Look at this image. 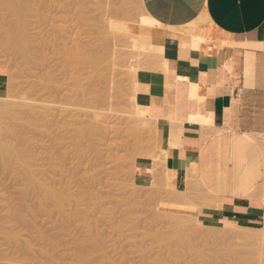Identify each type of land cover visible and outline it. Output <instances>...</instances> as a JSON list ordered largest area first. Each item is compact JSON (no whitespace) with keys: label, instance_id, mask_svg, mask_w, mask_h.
I'll return each mask as SVG.
<instances>
[{"label":"rangeland","instance_id":"obj_1","mask_svg":"<svg viewBox=\"0 0 264 264\" xmlns=\"http://www.w3.org/2000/svg\"><path fill=\"white\" fill-rule=\"evenodd\" d=\"M118 1L123 2V0H33L32 4L36 5V8L27 12L24 25L26 28L22 29L23 25L20 26L24 32L21 33L20 27L16 28L24 35L25 45L31 47L30 49L28 47L30 53L23 55L29 58L22 60L21 53L17 51L13 53L14 49L6 39L8 26L14 24L15 28L17 24L15 14L5 6L6 0H0V73L5 75L0 97H7V94L12 98L16 97L11 99L12 102L22 96L23 99L26 97L25 102L30 100L32 103L31 105L29 102L28 107L22 98V105L20 100H17L20 105L12 103L13 110L8 111L9 113L13 111L10 117H13L14 113L17 115L14 114L16 115L14 119L11 118L9 124L6 123L0 128L1 134L4 133L6 137L9 136L6 132L10 130V126L13 127V130H10L11 133L13 131V137L10 135L12 144L10 136L0 138L2 140L8 138L12 148L16 146L15 141L18 142L16 149L24 150L21 149V152L23 151V155L26 154L23 156L27 160L26 166H29L37 180L56 189L62 188L64 194L67 193V197L64 195L65 202L63 201L60 207L54 200L48 199L50 198L48 195L47 199L51 202L48 200L43 202L46 193L33 190L25 175V163H21L19 159L17 162L14 157L12 160L14 158L16 162L9 159L5 163H8L6 166L0 161L1 165H4H0V264H156V260H162L161 264H264L262 245L260 250L251 247V250L256 249L254 251L256 254L253 253L257 258H253L252 251L249 252L247 248H243L248 250L247 253L244 250L243 255V252L240 253L242 250L240 245L238 248L235 247L236 240H241L242 237L235 238L230 234L246 236L243 231L237 232L231 228L226 236L221 230L215 232L214 226L207 228L195 217L197 208L209 203L212 196L201 186L205 184L199 175L198 164L192 163L187 168L184 175L185 187L182 189L177 187V173L164 167L167 153L161 149L158 151L153 143L156 142L155 138L153 139L156 121L147 116L146 109L143 111L144 107L141 109V106L134 103L135 100L132 102L133 98L130 96L135 84L133 78L137 76L134 69L133 73L131 72V68L139 66L138 63L132 61L126 64V69L127 67L131 69L127 73L124 67L113 73L112 66L107 67L106 63L105 67L103 64V68L99 69L101 63L96 69L100 71L95 74L87 64L65 60L77 46L89 54L94 51V55H91L97 54L95 57L98 59L100 56L103 61L106 55L108 57L110 48H113V52L121 51L118 53L122 55L127 51L122 50L121 45L128 41L127 36L122 34V31L125 33L124 30L121 31L122 23L119 27L114 25V21L116 20L118 25V22H121L119 17H122L121 14L116 15L117 9L123 8L121 5L118 6ZM126 1L128 3L126 8H129L124 9L129 11L124 12L131 10L133 15L139 12L140 15L138 14L136 19L141 18V14L144 15L143 18L145 17L143 11L141 12V0ZM110 18L111 21L115 19L112 25L116 28L114 32L117 28H121L118 29L121 32L116 31L119 34L115 33L118 36L114 37L111 27L106 25H102L104 26L102 31L105 28L106 33L114 35L113 38L110 35V38L105 36L109 33L101 36L102 28H99V23L103 24L104 21L112 24ZM140 20L135 21L141 22ZM200 20L204 28L210 26L204 16H201ZM105 22L104 24L108 23ZM108 26L111 25L108 23ZM107 28L111 29V32ZM206 28L195 34L206 32ZM181 32L184 33L182 30L177 33ZM184 34L182 35L185 38L176 33L173 35V32L169 36L182 40L195 37L194 34L191 37L187 35L186 38ZM105 37L107 42L104 41ZM19 40L22 41L21 38ZM7 45L12 51L7 49ZM106 47H110L109 50ZM138 49L131 48L123 56L127 57L129 54L132 60L140 59L144 54L139 53ZM159 57H163V60L158 58L159 67L167 69V60L163 55ZM140 60L137 61L145 65L143 62L145 59ZM131 73L134 77L130 76ZM126 88L132 91L129 89L126 91ZM112 92L113 95L115 93L117 95L105 100L107 96L104 94L110 95ZM95 93H101L104 102L93 101ZM8 105L10 107V104ZM25 105L36 109L34 108L32 113ZM0 112L3 113L2 117L0 116L1 121L6 113L4 109ZM95 112L101 114L97 115ZM17 116L21 117L19 121L16 120ZM13 120L19 123H14ZM28 121L34 122L35 125L32 127ZM91 124L99 129L97 134V129L96 132H91L92 134L88 132L87 128L92 126ZM5 126L4 131L2 128ZM80 129L85 130L86 134L83 140L78 142L75 134ZM141 132H146L144 134L148 136L139 134ZM1 142L3 141L0 140ZM78 148L82 153H78ZM139 157L151 158L154 161L153 180L147 187L139 186L134 181V167ZM254 170L257 179V170L256 168ZM237 190L246 191L248 188L241 185ZM167 212H170L172 217ZM209 227L212 229L210 233L214 231L210 235ZM180 228L182 232L179 231ZM183 229H187L184 232L188 233H184ZM190 236L196 239L191 240ZM209 236L212 238L211 242ZM257 237L254 239L258 241ZM159 238H162V241ZM178 240L180 244H176ZM187 242L189 243L186 244ZM258 245L255 247H259ZM170 246H173V251L172 249L170 251ZM80 247L82 249L87 247V250L91 251L87 261L82 259ZM177 248H180L181 252ZM170 254L173 255V259ZM176 254L180 255L176 257ZM197 255H200L199 260ZM247 255L248 259L245 258Z\"/></svg>","mask_w":264,"mask_h":264},{"label":"crops","instance_id":"obj_2","mask_svg":"<svg viewBox=\"0 0 264 264\" xmlns=\"http://www.w3.org/2000/svg\"><path fill=\"white\" fill-rule=\"evenodd\" d=\"M141 1L145 10L165 25L182 27L206 15L225 33L223 45L167 37L163 47L167 69L138 72L136 101L157 122L156 148L166 151L164 167L177 173L179 189L185 187L187 168L192 163L198 164L205 184L201 186L211 194L212 200L200 205L195 217L206 226L226 222L243 232H261L264 227V196H261L264 188H261L264 186V0ZM4 84L5 75L0 73V92ZM176 119V123H183L180 129L174 124ZM172 121L175 129L178 128L176 132L182 130L181 137L173 136L175 142L170 135L172 132L176 135L170 130L174 128L170 126ZM171 143H176V147ZM235 162L243 169L256 168L255 186L246 191L237 190L235 183L222 181L224 172L238 167ZM153 168V159L137 158L135 183L150 186Z\"/></svg>","mask_w":264,"mask_h":264},{"label":"bare ground","instance_id":"obj_3","mask_svg":"<svg viewBox=\"0 0 264 264\" xmlns=\"http://www.w3.org/2000/svg\"><path fill=\"white\" fill-rule=\"evenodd\" d=\"M32 1L33 0H6V7L9 9V11H10V9H11V11L13 12V14H15V17H16V22H15V24L17 25H15V28H14V24H12V26H8V29H7V27H6V29H7V32H6V39H7V43L11 46V48L12 49H14L13 51L12 50H9V45H7V49L9 50V51H12L13 53L14 52H16L17 51V53H21L20 55H22V57H21V59L23 60H25V59H28L29 57L27 56L28 55V47H29V49L31 48L30 47V45L27 47V45H25V42H23V36L24 35H22L21 33L22 32H24V30H22V29H24V28H26V27H24V25H26V14H27V12H29L30 10H32V9H34V8H36V5H33L32 4ZM121 1V0H120ZM124 1H125V3H124ZM172 1V0H171ZM176 1V0H175ZM191 1V0H190ZM118 3H119V5L118 6H122L123 8H120V10H122V12H123V14H122V12L119 10V9H117V11H116V15L118 14L119 16H120V14L122 15V17H119V19H121V22L119 21L117 24L118 25H116V20L114 21V20H112L111 21V18H113V17H111L110 18V20L109 21H111L112 22V24H110V22H108L109 23V25H111V26H108V23L107 22H105V23H107V24H104V22H103V24H102V22L101 23H99L100 24V26H99V28L101 27H104V26H102V25H106L107 27H111V29H112V33L114 32V30L116 29V28H114V26L112 27V25L114 24L115 25V27H119V25H120V23H122L120 26H122L120 29H121V31L122 30H124V32L125 33H123V31H122V34H125L126 36H127V39L126 40H128V41H126V42H124L123 44H121L122 45V50H129V49H131V48H135L136 49V47L137 48H139L138 49V51H139V53H142V54H144L142 57H143V59H145L146 60V62H145V60L143 61L144 62V64L145 65H143L142 64V62H139V61H137V60H140V61H142L143 59H142V57H140V59H136V60H132V57H130L129 56V54H128V56L127 57H125V56H123L124 54H126V52L122 55V54H119L118 52H121V51H116V52H113V48L111 49L110 47H106L107 49L108 48H110V51L108 52V57H106L105 56V54H104V56L106 57V59H105V57H104V61H103V59L101 60L100 58V56H99V58L98 59H100V60H98L95 56H97V54L95 55V56H93L94 54H93V52L94 51H92V53L91 54H93V55H91V54H89V53H87V52H85L86 50H82L81 48H79L78 46V48L76 49H74V51H72V52H70V54L67 56L68 58H66L65 60H67V62H72V61H77V62H81V63H83V64H87L88 66H90L91 67V69L92 70H94V71H92V72H94L95 74H96V72L99 70V69H101V67L103 68V64H104V67H105V65L106 64H108L107 65V67H111L112 68V70H113V73L114 72H116L117 70H118V68L119 69H121V68H123L124 67V69H126V64H128V63H130V62H132V61H136L135 62V64L136 63H138L137 65H139V66H136L135 64V66H136V68H134L135 66H132V71H131V69L130 68H128L127 67V69H126V73H127V71H131L132 73H133V69L135 70L134 72H136V73H134L135 75H137L138 76V72L140 71V70H142V69H152V71H154V68H159L160 69V67H159V60L161 59V60H163L162 58H160L159 56H162L163 55V47H164V41H165V39L167 38V37H170L171 35H172V32H173V35H174V33H176L177 35H180V36H182V37H184L182 34H184V33H186V34H184L185 36H186V38L188 37L187 35H189V37H191L192 35H194L196 32H199V31H202V30H205V28H206V26H205V28L201 25L203 22L201 21V20H203V19H201L200 20V18L199 19H197L196 21H194V22H192V23H190L189 25H186V26H182V27H174V26H168V25H165V24H163V23H159V21L158 20H156L155 18H153L146 10H145V8H144V6H143V4H142V9H141V12L143 13V14H145V17L143 18L142 16H144V15H142L141 14V18L140 17H137V19H136V16L139 14V12H136V13H138L137 15H135V13H134V15H133V13H131L132 11L130 10V12H124V10L125 11H129V10H126V9H128V8H126L127 7V5H128V3H127V1L126 0H123V2L121 3V2H119L118 1ZM138 3V2H137ZM171 3V2H170ZM236 3V2H235ZM123 4H124V6H123ZM126 4V5H125ZM224 4V3H223ZM230 4V3H229ZM163 5V4H162ZM168 5V4H167ZM167 5H165V6H167ZM190 5V4H189ZM192 5V4H191ZM118 6H117V8H118ZM120 6V7H121ZM139 6V5H138ZM236 6V5H235ZM163 7H164V5H163ZM186 7V6H185ZM232 7V6H231ZM124 8H126V9H124ZM233 8V7H232ZM235 8V7H234ZM133 9V8H132ZM228 9V8H227ZM118 10H119V13H118ZM135 10V9H134ZM134 10H133V12H134ZM222 10V9H221ZM239 10V9H238ZM10 11V12H11ZM139 11V10H138ZM219 11V10H218ZM228 11V10H227ZM234 11H235V9H234ZM140 12V13H141ZM223 12H225V11H223ZM128 15H127V14ZM129 13H130V15L132 14V16H130L129 15ZM180 13V12H179ZM178 13V14H179ZM183 12H181V14H182ZM240 13V12H239ZM140 15V14H139ZM237 15V14H236ZM133 16H134V19H133ZM176 16H178V15H176ZM205 18H206V20L208 21V23H209V27L208 28H206V32H203V33H197V34H195L194 36L195 37H193V38H189L190 40H193V41H200V42H204V43H215V44H217V45H223L226 41L223 39V35L222 34H224L225 35V33H223L219 28H217L216 27V25L212 22V20L210 19V17L209 16H206V15H203ZM234 15H232V17H233ZM241 16V15H240ZM141 20H140V19ZM177 18V17H176ZM142 19H144L143 21V23H141L142 22ZM135 20H137V21H141V22H137V21H135ZM146 20V21H145ZM177 20V19H176ZM113 21H114V23H113ZM135 21V22H134ZM201 21V22H200ZM153 23V24H152ZM201 23V24H200ZM173 24V23H172ZM239 24V23H238ZM22 25H23V28L21 29V27H22ZM152 25H154L155 27H153ZM200 25L202 26V28L200 27ZM204 25V24H203ZM21 26V27H20ZM105 26V27H106ZM151 26H152V28H151ZM19 28L20 27V31H21V33L19 32V30H18V32H17V30H16V28ZM10 28V29H9ZM109 28H107V29H109ZM201 28V29H200ZM204 28V29H203ZM3 29V28H2ZM107 29H106V31H107ZM111 29H109V31L111 32ZM118 29L119 28H117V30L116 31H118ZM119 29V30H120ZM4 30H5V27H4ZM103 30V28L102 29H100V31H101V36L102 35H105V28H104V31H102ZM172 30V31H171ZM176 30V32H174ZM183 31L184 33H182L181 32V34H178L177 32L179 31ZM6 31V30H5ZM116 31L114 32V35L112 34V36H114V37H116V36H118V35H116V34H119V33H116ZM121 31H118V32H121ZM103 32H104V34H103ZM169 32V33H168ZM20 33V35H18ZM107 33H109V32H107ZM106 33V34H107ZM116 33V34H115ZM264 33V32H263ZM111 33H109L108 35H105V36H108L109 37V35H110ZM171 34V35H170ZM261 34V33H260ZM170 35V36H169ZM258 35V34H257ZM19 36H21V37H19ZM111 36V35H110ZM111 36V38H113ZM154 36H155V38H154ZM19 38H21L22 39V41L21 40H19ZM106 38V37H105ZM110 38V37H109ZM163 38H165V39H163ZM185 38V37H184ZM247 39V38H246ZM102 40H103V38H102ZM106 40V42H107V38L106 39H104V41ZM108 41H109V39H108ZM6 43V44H7ZM248 43H250V42H248ZM208 45V44H207ZM209 46V45H208ZM253 46V45H252ZM202 47V46H201ZM220 47H222L223 48V46H220ZM10 48V49H11ZM210 48V47H209ZM213 48H214V46H213ZM90 49V51H91V48H89ZM88 49V50H89ZM93 49V48H92ZM142 49H144V50H142ZM109 50V49H108ZM115 50V49H114ZM212 50V49H211ZM105 51V50H104ZM200 51H201V49H200ZM89 52V51H88ZM209 52V51H208ZM216 52V51H215ZM16 53V55H17V57L19 58V55ZM27 53V57L25 58V57H23V55L25 56V54ZM30 53V52H29ZM95 53H98V52H96L95 51ZM128 53V52H127ZM30 55V54H29ZM98 55H101V54H99L98 53ZM209 55V54H208ZM140 56V55H139ZM102 57V58H103ZM157 57V58H156ZM158 58H160V59H158ZM21 60V61H22ZM102 61V62H101ZM227 61V60H226ZM225 61V62H226ZM24 62V61H23ZM230 62V61H229ZM102 63V65H100V67L98 66L99 64H101ZM106 63V64H105ZM139 63H141V64H139ZM159 63V64H158ZM141 65H143V67H140ZM229 66V65H228ZM231 66V65H230ZM230 66H229V68H230ZM99 67V69L96 71V69ZM129 67H131V66H129ZM170 67V66H169ZM231 69V68H230ZM155 70H157V69H155ZM100 71V70H99ZM125 71V70H124ZM231 71V70H230ZM98 73V72H97ZM131 73V77L133 76L134 77V74H132ZM239 75V74H238ZM137 76H135L133 79H134V81H135V84H133L134 82H132V84H133V91L131 92L130 91V88H128L129 89V91L132 93L130 96H132V98H133V100H132V102L135 100V102L134 103H137V101H136V94H137ZM130 79V78H129ZM132 79V80H133ZM166 79V78H165ZM131 84V85H132ZM146 85V84H145ZM8 86H9V84H8ZM129 87V86H128ZM124 88V87H123ZM150 88V87H149ZM127 89V88H126ZM125 89V90H126ZM128 89L126 90V91H128ZM146 89V88H145ZM124 90V92H126ZM9 91V90H8ZM123 91V90H122ZM243 91V90H242ZM1 93V92H0ZM115 93V92H114ZM122 93V92H121ZM96 94H98V95H96ZM100 94L101 93H95V95L92 97V100L93 101H97V102H99L100 100H103V98H101L102 96H100ZM104 95H106L107 97L105 98V100L107 99V98H114L115 97V95H117V93H115L114 95H113V92L112 93H110V95L108 94H104ZM104 95H103V97H104ZM124 95V94H123ZM9 96H11V95H9ZM8 96V94H7V97H0V100L2 101H0V110H3L4 109V111H5V116H4V118H3V120L5 121V123H3L4 121L1 119V121H0V128L1 127H3V125L4 124H6V123H8L10 120L12 121V119H14L13 117H15L17 114L16 113H14V114H16V115H14L13 114V117H10V116H12V113H13V111H11V113H9L8 111L11 109V105H13L14 104V102H16L17 103V100H13L12 102H11V99H15V98H12V96H11V98ZM9 98H10V100H9ZM21 98H22V96H21ZM21 98L19 99L20 101H21ZM25 99H26V97H24ZM9 101H8V100ZM23 99V98H22ZM25 99H23L24 100V102H25ZM18 100V101H19ZM22 100V101H23ZM28 100H29V98H28ZM91 100V101H92ZM239 100V99H238ZM8 101V102H7ZM22 101L20 102L21 103V105H22ZM92 101V102H93ZM11 102V103H10ZM27 102V103H26ZM26 102L24 103V104H26L28 107H30V105L28 104L29 102H30V100L29 101H27L26 100ZM101 102V101H100ZM103 102H104V100H103ZM131 102V103H132ZM13 103V104H12ZM14 104V105H17V104ZM20 103L18 104V105H20ZM34 103V102H33ZM8 104H10V107H9V105ZM30 104L32 105V103L30 102ZM95 104H96V102H95ZM102 104V103H101ZM138 104V103H137ZM6 105V106H5ZM25 105V107L27 108V109H31V112L33 111L34 112V110L36 109L35 107V104H33V106H35L34 108H28L27 106ZM1 106H2V109H1ZM33 106H31V107H33ZM98 106V105H97ZM8 107V108H7ZM23 107H24V105H23ZM141 109H143L142 107H140ZM6 109H8L7 110V112H6ZM33 109V110H32ZM11 110H13V109H11ZM117 110H120V109H118L117 108ZM29 111V110H28ZM121 111V110H120ZM143 111H145V108H144V110ZM2 112V111H1ZM1 112H0V114H1ZM15 112V111H14ZM32 112V113H33ZM131 112V111H130ZM145 112H147V111H145ZM144 112V113H145ZM97 115H100L101 114V112H95ZM3 114V113H2ZM2 114L0 115L1 117H2ZM8 114H11V115H8ZM7 115H8V117H10L9 119H8V117H7ZM177 115V114H176ZM179 116V115H178ZM110 117H112V116H110ZM180 117V116H179ZM7 118V119H6ZM12 118V119H11ZM19 118H21V117H19ZM19 118H18V116L16 117V120H18L19 121ZM179 119V118H178ZM7 120V121H6ZM16 120H13L14 121V123H16L17 121ZM3 121V122H2ZM131 121V120H130ZM183 121H185V120H183ZM182 121V122H183ZM3 124H2V123ZM28 122H30V125L33 127L35 124H34V122H31V121H28ZM133 122V121H132ZM177 122V119H176V121H175V125L176 126H178V128L179 127H181L180 125L181 124H183V123H176ZM211 122V121H210ZM13 123V124H14ZM19 122H17V124H18ZM157 123V122H156ZM212 123V122H211ZM210 123V124H211ZM9 124V123H8ZM7 124V126H9ZM29 124V123H28ZM27 124V125H28ZM173 124V121L171 122V124H170V126L171 125H174ZM202 124H204V123H202ZM205 124H206V122H205ZM92 125V124H91ZM175 125H174V128H172V129H170L171 131H177L178 130V128L177 129H175ZM213 125V124H212ZM29 126V125H28ZM30 126V127H31ZM94 126V127H93ZM129 126H130V124H129ZM11 127L12 126H10V130H13V127H12V129H11ZM96 126L95 125H92V126H90V127H88L87 128V130H88V132L89 133H91V132H96V129H97V132H96V134L98 133V128H95ZM131 127V126H130ZM133 128L135 127V126H132ZM156 124H155V126L153 127V129L155 128V130H156ZM173 127V126H172ZM6 128V126L4 127V128H2V130H4ZM8 128H7V130H8ZM201 128V127H200ZM219 128V127H218ZM130 129V128H129ZM174 129V130H173ZM180 129V128H179ZM191 129V128H190ZM193 129V128H192ZM6 130V129H5ZM4 130V131H5ZM10 130H8L6 133L8 134L9 133V136L11 135L12 136V134H13V131H12V133L10 132ZM103 130V129H102ZM105 130V129H104ZM134 130H137L136 128H134ZM133 130V131H134ZM184 130V129H183ZM205 130H207V129H205ZM211 130V129H210ZM215 129H213V131H214ZM0 131H1V129H0ZM3 131V132H4ZM131 131H132V128H131ZM132 131V132H133ZM181 131L182 130H179L178 132H176V135H174V133L172 132V133H170V135L172 136V138H173V140H171L172 142H175V138L173 137V136H175V137H179V135H180V137H181V135H182V133H181ZM16 132V131H15ZM15 132H14V134H15ZM105 132V131H104ZM104 132H102V134L104 133ZM136 132V131H135ZM138 132H140V131H138ZM149 132H151V131H149ZM179 132H180V134H179ZM216 132V131H215ZM144 133H146V132H144ZM143 132H141V133H139V134H144ZM166 133V132H165ZM184 133V132H183ZM0 134H1V132H0ZM6 134V135H7ZM85 134H86V132H85V130H83V129H80V130H77V132H76V134H75V139L79 142V141H81V140H83V138L85 137ZM92 134V133H91ZM94 134V133H93ZM134 134V133H133ZM137 134V133H136ZM149 134V133H148ZM202 134V133H201ZM203 134H205V133H203ZM5 135V136H6ZM95 135V134H94ZM145 136H148V135H146V134H144ZM2 136V138L4 137V133H2L1 135H0V137ZM9 136L7 135L6 137H8L9 138ZM10 136V137H11ZM140 136V135H139ZM142 136V135H141ZM149 136H151V135H149ZM6 137H4V138H6ZM13 137V136H12ZM12 137L11 138H9V140L11 141V144H12ZM8 138L7 139H1L0 138V140L1 141H3V142H1L0 143V161L3 163L4 162V165L6 166V165H8V163L7 164H5L6 162H7V160L9 161V159L11 160V161H13L14 160V158L17 160V162H19L18 161V159L20 160V162L21 163H25L24 164V169H25V175L27 176V178L29 179V181H30V183H31V185H32V188H33V190L34 191H36V192H45L46 193V199L44 198V201L43 202H47V200L48 199H52V200H54V203L56 204V205H61L62 204V202L64 201V195H66L65 197H67V193L65 192V194H64V189H56V187L55 188H53V187H50V185H48L47 183H44V182H41V181H39V180H37L34 176H33V174H32V172H31V169L29 168V166H26L27 164H26V161L27 160H25V158L23 157L24 155H26V154H22V152L24 151L22 148V152H21V149H16V146H17V144H18V142L17 141H15V143H14V145H16L14 148H12L10 145V143H9V140H8ZM143 138L145 139V137L143 136ZM151 138V137H150ZM155 137H153V139H154ZM138 139V138H137ZM149 139V138H148ZM153 139L151 140V142L153 141ZM177 139V138H176ZM208 139H209V137H208ZM150 140V139H149ZM141 141V140H140ZM144 141V140H143ZM170 141V142H171ZM176 141H179V140H176ZM20 142V141H19ZM142 142V141H141ZM141 142H140V144H141ZM147 142V141H146ZM153 143H155V145H156V142H153ZM139 144V143H138ZM146 144V143H145ZM144 144V145H145ZM169 144V143H168ZM172 145H176V143H171ZM143 145V146H144ZM140 146V145H139ZM19 147V146H18ZM176 147V146H175ZM178 147V146H177ZM20 148V147H19ZM143 148V147H142ZM179 148V147H178ZM78 153H82V151H81V149L80 148H78ZM25 153V152H24ZM182 153V152H181ZM173 154V153H172ZM184 153H182V155H183ZM171 155V154H170ZM179 155V154H178ZM207 155V154H206ZM12 157H14L13 158V160H12ZM26 157V156H25ZM172 158V157H171ZM180 158V157H179ZM186 158V157H185ZM233 158H235V160H236V157H233ZM13 162H16L15 160L13 161ZM238 162H240V161H238ZM10 163V162H9ZM234 164H236V162L234 163ZM0 165H1V163H0ZM3 164L1 165V166H4ZM9 165H11V163L9 164ZM237 166H238V164H236ZM242 166V165H241ZM250 166V165H249ZM255 168H248V169H243V168H240L239 166L238 167H234V170L231 172V171H226V172H224L223 173V175H222V181L223 182H226V183H229V182H232V183H235V187H236V189H239V186H241V185H244V186H246L248 189H250L251 187H253V186H255L254 185V182L256 181V175H255V170H254ZM197 175H198V173H197ZM199 176V175H198ZM197 176V177H198ZM200 178V177H199ZM234 185V184H233ZM262 185H264V183L262 184ZM264 186H261V188H263ZM262 195L261 196H264V188L262 189V193H261ZM47 195L48 196H50V198H48L47 197ZM48 198V199H47ZM67 199V198H66ZM65 199V200H66ZM197 200H199V199H197ZM48 201H50V200H48ZM51 202V201H50ZM65 202V201H64ZM214 203V202H213ZM217 204V203H216ZM60 207V206H59ZM158 208V207H157ZM157 212L159 213V211L157 210ZM166 213V212H165ZM168 214L170 213V212H167ZM175 213V212H174ZM173 213V214H174ZM164 214V213H163ZM176 214V213H175ZM165 216V215H164ZM163 216V217H164ZM170 216H171V213H170ZM165 217H167V215L165 216ZM168 217H169V215H168ZM172 217V216H171ZM218 225V226H217ZM217 225H214V227H215V232H218L219 230H221V231H223V234H226V233H228L229 231H230V229H231V227H229L228 225V223H226V222H218L217 223ZM204 226H206V225H204ZM207 228H208V226H206ZM210 229L208 230V232L210 231V230H212L211 229V227H209ZM181 229V228H180ZM188 229V228H187ZM186 229V230H187ZM186 230H184L183 229V232L184 231H186ZM203 230H204V228H203ZM206 230V229H205ZM235 230L238 232H242L241 230H239V229H237V228H235ZM179 231H181L182 232V229L181 230H179ZM193 231V230H192ZM196 231V233H197V230H195ZM195 231H194V233H195ZM213 231V232H214ZM248 231V230H247ZM173 232H174V230H173ZM178 232V231H177ZM180 232V233H181ZM213 232H209L208 234L210 235V234H212ZM236 232V233H237ZM179 233V234H180ZM184 233H188V232H184ZM191 233H193V232H191ZM194 233L192 234V235H194ZM199 234H200V232H198ZM197 233V234H198ZM206 233H207V231H206ZM231 233V232H230ZM235 233V232H234ZM243 233H245L244 235H249V236H243V235H237V234H230V236H235V238L236 237H238V236H240V237H242V239L241 240H239V239H237L236 240V245H235V247H239V245H240V248H242V250H240V253L241 252H243L242 254L244 255V252L246 251V253H247V251L249 250V252L250 251H252V256L254 255V253L256 254V252H254V251H256V249L257 248H259V250H260V246H261V248L263 247L264 248V227H263V230L261 231V232H259V233H250V232H243ZM185 234V235H186ZM196 234V235H197ZM216 234V233H215ZM242 234V233H241ZM251 234H253V235H251ZM173 235H175V234H173ZM189 235V234H188ZM237 235V236H236ZM253 237H251V236ZM257 235H258V237H257ZM171 236V235H170ZM169 236V237H170ZM176 236V235H175ZM226 236H227V234H226ZM257 237L258 238V241H257V239L255 238L254 239V237ZM172 237H174V236H172ZM192 236H190V238H191ZM210 237V236H209ZM209 237H207V238H209ZM215 237V236H214ZM223 237V236H222ZM221 237V238H222ZM171 238V237H170ZM186 238V237H185ZM207 238H206V241H207ZM225 238V237H224ZM223 238V239H224ZM159 239H161L160 241H162V238H159ZM164 239V238H163ZM192 239H196L195 237L194 238H191V240ZM211 239V240H210ZM168 240V239H167ZM180 240V239H179ZM179 240H178V243H176V244H180L179 243ZM184 240V239H183ZM187 240H189V238L187 239ZM191 240H190V242H191ZM222 240V239H221ZM174 241V240H173ZM172 241V243H174ZM177 241V240H176ZM185 241V240H184ZM184 241H182V242H184ZM196 241V240H195ZM209 241L211 242L212 241V238L210 237L209 238ZM166 242V241H165ZM214 242H216V241H214ZM222 242V241H221ZM224 242V241H223ZM81 243H83V241H81ZM189 242H187L186 244H188ZM192 243V242H191ZM194 243V242H193ZM219 243H220V239H219ZM218 243V244H219ZM80 244V243H79ZM171 243H169V245H170ZM175 244V243H174ZM242 244H244L245 246H247V245H249V246H247V247H243V245ZM258 245L259 247H255L256 245ZM168 245V244H167ZM190 245H192V244H190ZM254 245V246H253ZM207 246H208V244H207ZM242 246V247H241ZM169 247V246H168ZM173 247V246H172ZM171 246H170V251H171V249H172V251H173V248H172ZM184 247V246H183ZM188 247V246H187ZM248 247H250V248H248ZM251 247H252V249H254V248H256L255 250H251ZM254 247V248H253ZM81 248V247H80ZM208 248V247H207ZM213 249H214V247H212ZM243 248H247L248 250H245V249H243ZM79 249V248H78ZM177 249H179L180 250V248H177ZM183 249V248H182ZM209 250H210V248H209ZM215 250V249H214ZM239 250V249H238ZM238 250H237V252H238ZM245 250V251H244ZM175 252H176V248H175V250H174ZM79 252H80V255H81V257H82V259L84 260V261H87L88 260V258H89V256H90V253H91V251H89V250H87V247H86V249H80L79 250ZM180 252H181V250H180ZM254 252V253H253ZM263 252V251H262ZM179 253V252H178ZM213 253V252H212ZM239 253V252H238ZM263 254V253H262ZM177 255L178 254H176V257H177ZM180 255V254H179ZM178 255V256H179ZM169 256H173L172 254H170ZM198 256H200V255H197V258H198V260H199V257ZM203 256V255H202ZM204 256H206V254L204 255ZM213 256V255H212ZM263 256V258H264V255H262ZM175 257V256H174ZM211 256H209V258H210ZM248 257V255L247 256H245V258H247ZM215 258V257H214ZM253 258H257L255 255L253 256ZM260 258H262L261 256H260ZM158 259V258H157ZM159 259H161V258H159ZM172 259H173V257H172ZM211 259V258H210ZM248 259V258H247ZM164 260V259H163ZM205 260V259H204ZM215 260H216V258H215ZM250 260V259H249ZM157 262H156V264H159V261H160V264L162 263L161 261L162 260H156ZM209 261V260H208ZM257 261V260H256ZM211 262V261H210ZM216 262V261H215ZM240 263V262H239ZM221 264V263H220ZM229 264V263H228Z\"/></svg>","mask_w":264,"mask_h":264}]
</instances>
